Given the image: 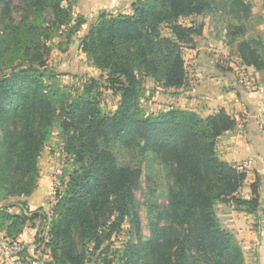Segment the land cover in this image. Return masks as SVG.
Masks as SVG:
<instances>
[{"label":"trees","instance_id":"obj_1","mask_svg":"<svg viewBox=\"0 0 264 264\" xmlns=\"http://www.w3.org/2000/svg\"><path fill=\"white\" fill-rule=\"evenodd\" d=\"M75 4L0 0L1 42L27 61L0 75V200L28 197L38 189L39 160L56 125L74 164L50 215L42 207L30 211L25 201L19 213L8 210L16 204H7L0 206V229L17 239L29 222H47L48 238L37 235V241L49 250V264H89L94 256L103 264H113L116 257L118 264H246L243 246L223 228L215 208L231 204L255 215L261 206L260 176L250 184V195L243 196L247 170L218 152L220 137L234 130L238 120L225 109L208 116L177 107L146 113L141 98L143 76L166 88L188 83L183 47L195 46L205 23L188 25L181 19L194 16L224 14L227 45L236 46L243 66L264 71L260 40L244 38L252 3L134 0L131 13L102 10L79 49L108 72L109 89L120 95L112 114L102 109L96 79L81 92L66 91L43 69L49 52L44 38L62 30L70 44L87 24L85 15L74 13ZM15 11L23 14L19 21ZM116 143L151 152L168 168V205L157 211L146 238L136 200L142 171L119 164L112 149ZM126 223L136 240L113 248Z\"/></svg>","mask_w":264,"mask_h":264},{"label":"rangeland","instance_id":"obj_2","mask_svg":"<svg viewBox=\"0 0 264 264\" xmlns=\"http://www.w3.org/2000/svg\"><path fill=\"white\" fill-rule=\"evenodd\" d=\"M249 1L253 6V14L245 21L248 28L244 38L260 40L261 44L258 43V45H260V48H263L264 0ZM112 3L113 0H76L74 13L85 15L87 24L74 37V41L70 44L65 43V35L62 30L58 33H50V35L52 34L51 38H44L43 40L49 48L43 69L45 68L47 72L53 73L52 78L66 91L81 92L86 83H91V79H96L101 84L99 92L101 93L102 109L108 114H112L118 108L121 97L119 94L114 93L112 89H109L106 81L108 72L95 67L88 60L87 55L79 49V43L81 38L88 32L91 23L96 21L98 14L102 10L114 14L132 12L133 0L131 4L129 0L127 2L122 0L121 3H114V5ZM17 6L19 7L20 4ZM97 9L101 10L96 11ZM50 14L47 15V19L52 18V14ZM21 15H23L22 12L15 11L14 13L17 21L20 20ZM226 20L227 17L220 12L215 15L209 14L181 19L182 23L188 25L192 21L205 23L204 34L196 37L195 46L184 45L183 47L186 68L189 73H192L195 68V58L192 56L194 54L193 49H196L202 41L207 42L213 38L225 43V46L230 50L233 58L231 56L229 60L235 63L234 71L240 74V71L244 69L237 55L236 46L230 47L226 43V25L228 23ZM163 31L164 34L169 35L166 27ZM2 38L0 36V75L9 73L21 65L24 66V64H27V61H21L23 56L20 53L7 51V44L5 41L1 42ZM224 66L230 69L233 68L227 64ZM239 78H241L240 75ZM143 84L145 91L141 98V106L144 112L159 113L168 110L170 107H177V105L175 106L172 103L174 100L173 96L177 94L173 91L174 89L166 88L154 78L148 76H143ZM112 149L120 165L140 168L142 171L139 188L136 191V200L142 221L143 236L146 238L150 234V227L155 220L157 211L168 205V168L151 152L144 154L139 149L125 148L117 143L112 146ZM237 165L247 171H251L248 160H245L242 164L237 163ZM39 167L40 177L38 189L41 186V196L34 192L28 197L4 199L0 200V206L16 204L9 205L8 210L13 213H19L22 210L19 203L27 199V207L30 211H36L42 207L48 215L52 213V209L56 203V192L64 188V184L68 181L69 174L74 168L71 157L65 151V142L61 136V130L57 125L54 128L51 138L45 145L39 160ZM247 191L243 187L241 194L245 196ZM28 200H30L32 207H35L34 209L28 206ZM215 208L223 228L233 231L238 242L243 246L246 264H264V201H262L258 213L251 216L247 213L234 210L231 204L218 203ZM129 224L126 223L124 231L114 237L113 248H119L127 241L136 240L133 228ZM47 231L48 223L42 221L41 218L29 222L24 228L22 233L24 240L20 238L21 235L17 239H11L7 237L5 230L0 229V264H31L34 260L38 262L37 264H49L52 258L49 250L43 243L37 241V235L47 239ZM113 252L114 249L110 252L111 255L109 258H112L114 255ZM89 264L103 263L97 256H94L93 261ZM113 264H118L117 257Z\"/></svg>","mask_w":264,"mask_h":264},{"label":"crops","instance_id":"obj_3","mask_svg":"<svg viewBox=\"0 0 264 264\" xmlns=\"http://www.w3.org/2000/svg\"><path fill=\"white\" fill-rule=\"evenodd\" d=\"M129 1L131 4L132 0ZM121 2L122 0H113L112 4ZM207 42L202 41L196 49H193L195 68L192 73L188 72V83L180 89L173 90L177 94H173L172 103L177 105V108L192 110L202 116L225 109L238 120V126L234 130L220 137L218 152L221 158L235 164H242L245 160L250 162L251 171H247L244 185L248 190L245 196L250 195V184L259 175L262 180V204L264 201V71L243 66L258 79L260 85L258 89L250 90L234 71L235 63L229 60L232 55L225 43L214 38ZM222 63L233 68L230 69ZM41 192L40 186L35 193L41 196ZM28 206L31 209L35 208L32 207L30 200ZM20 238L23 239L22 235ZM37 263L34 260L31 264Z\"/></svg>","mask_w":264,"mask_h":264},{"label":"built area","instance_id":"obj_4","mask_svg":"<svg viewBox=\"0 0 264 264\" xmlns=\"http://www.w3.org/2000/svg\"><path fill=\"white\" fill-rule=\"evenodd\" d=\"M240 79L243 81V83L247 86V88H250V90H256L259 88V82L258 80L249 74L246 70L240 71Z\"/></svg>","mask_w":264,"mask_h":264}]
</instances>
